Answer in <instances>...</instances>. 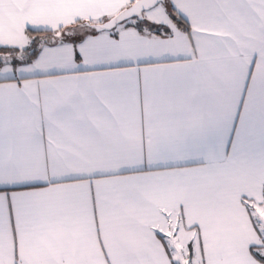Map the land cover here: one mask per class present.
<instances>
[{
    "label": "snow or ice",
    "instance_id": "6c2138e0",
    "mask_svg": "<svg viewBox=\"0 0 264 264\" xmlns=\"http://www.w3.org/2000/svg\"><path fill=\"white\" fill-rule=\"evenodd\" d=\"M0 264H264V0H0Z\"/></svg>",
    "mask_w": 264,
    "mask_h": 264
}]
</instances>
